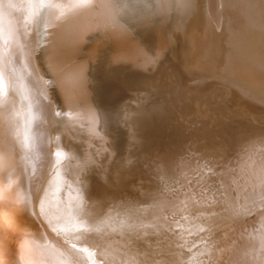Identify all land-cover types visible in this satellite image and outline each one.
Masks as SVG:
<instances>
[{"label": "bare ground", "instance_id": "obj_1", "mask_svg": "<svg viewBox=\"0 0 264 264\" xmlns=\"http://www.w3.org/2000/svg\"><path fill=\"white\" fill-rule=\"evenodd\" d=\"M6 264H264V0H0Z\"/></svg>", "mask_w": 264, "mask_h": 264}, {"label": "snow or ice", "instance_id": "obj_2", "mask_svg": "<svg viewBox=\"0 0 264 264\" xmlns=\"http://www.w3.org/2000/svg\"><path fill=\"white\" fill-rule=\"evenodd\" d=\"M0 264H6V261L3 258V253L0 252Z\"/></svg>", "mask_w": 264, "mask_h": 264}]
</instances>
